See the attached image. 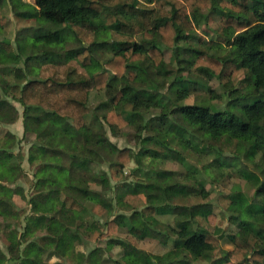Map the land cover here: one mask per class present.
Here are the masks:
<instances>
[{
    "label": "trees",
    "instance_id": "trees-1",
    "mask_svg": "<svg viewBox=\"0 0 264 264\" xmlns=\"http://www.w3.org/2000/svg\"><path fill=\"white\" fill-rule=\"evenodd\" d=\"M4 2L14 17L38 25L32 34L21 35L17 47L6 41L0 45L1 64H38L37 68L26 67L29 75L16 67L15 78L23 83L8 84L0 79L3 93L23 109L24 134L34 136L36 143L29 149L28 163L42 166L34 174L29 214L23 219L15 257L19 264H45L44 255L60 241L73 249L86 210L82 201L90 195L89 184L110 187L112 181H125L123 167L131 161V149L118 148L107 139L106 132L116 136L134 122L130 118L142 119L144 109L159 106L161 115L150 124H142L141 132L156 133L167 125L166 134L160 137L163 145L179 139L180 144L189 147L213 142L203 146L214 153L206 173L225 176L226 169L243 165L241 158L248 160L249 164L239 168L238 173L253 188V196L246 201L232 200L227 212L249 233L245 238L234 237L233 249L224 252L220 242L205 230L206 225L223 224L208 204L188 207V219L179 229L162 223L152 226L146 217L171 214L178 198L208 197L202 185L196 190L175 172L158 171L152 179L128 184L121 204L132 210L127 218L122 216L130 225V243L116 264L139 263L136 239L165 244L173 236L183 241L184 250L194 260L202 259L207 264H264V139L251 130L255 121H260L264 129V0H253L251 4L246 0H35L34 5L22 0ZM203 11L220 17L215 40L207 41L195 32L205 22ZM102 36L109 39L101 41L105 38ZM67 38L78 47L61 55L56 49ZM31 44L36 46V54L22 57ZM225 45L231 54L222 59L216 50ZM103 47L112 55L102 66L94 58V50ZM164 50L172 52L180 69L187 67L192 74L188 79L175 77L181 87L176 94L179 100L187 96L192 85L216 79L223 88L230 89L243 75L239 89L230 90L231 109L183 104L166 112L161 101L154 99L161 80L166 81L170 73ZM90 68L97 70L90 72ZM92 91H104L106 95V100L93 110L89 107ZM7 105L0 96V108ZM90 115L93 122L88 120ZM167 138L169 141H165ZM221 142L234 145L236 151L226 154L218 147ZM247 144L256 147V154L247 152ZM83 150L97 155L107 172L93 170L86 182L72 179L66 164L91 171L90 161L80 157ZM13 159L11 151L0 147V218L5 222L17 218L11 185L20 173V165ZM239 192L235 187L232 194ZM89 212L101 217L105 209L96 205ZM104 227L105 233L94 232L91 239L115 234L118 225L106 221ZM35 233L42 236L34 239ZM170 257L167 254L159 258V264ZM4 261L6 257L0 251V264Z\"/></svg>",
    "mask_w": 264,
    "mask_h": 264
},
{
    "label": "rangeland",
    "instance_id": "rangeland-1",
    "mask_svg": "<svg viewBox=\"0 0 264 264\" xmlns=\"http://www.w3.org/2000/svg\"><path fill=\"white\" fill-rule=\"evenodd\" d=\"M22 1L31 5H34L35 2V0ZM246 2L251 4L253 0H246ZM202 14L206 15L205 22L202 21L201 25L196 27L195 32L203 35L207 41L215 40V31L219 28L220 17L208 11H203ZM37 26L33 20H22L14 17L4 0L0 1V45L2 41H6L12 44L14 48L17 47V42L21 35L32 34V31L34 32ZM102 37L105 38L101 39V41L109 39L108 36ZM29 46L22 53V57L36 54V46L32 44ZM77 47L78 44L72 38H67L66 43L61 48L56 49V52L65 55L66 52ZM216 52L222 59L229 58L231 54L229 46L226 45L216 50ZM111 55L112 53L106 47L94 50V58L102 66ZM163 55L170 73L166 81L161 80L158 90L154 93V99L157 102L161 101V104L167 108L166 112L172 109L174 105L183 104L202 107L212 106L221 110L231 109L233 95L230 94V90L239 89L244 78L243 75H240L234 81L230 89L223 88L216 79L205 81L203 85H192L187 96L179 100L176 94L181 87L176 82L175 77L182 76L184 79H188L192 74L187 67L180 69L181 67L176 63L171 51L164 50ZM27 66L29 68H37L38 64L30 62L25 65L21 62L18 66H5L0 63V79L8 84L14 82L23 83V81L15 78V69L19 67L27 73ZM96 70L94 68L89 69L90 72H95ZM27 75L29 74L27 73ZM2 87L0 83V96L8 102V105L0 108V147L13 153V162L20 165V173L11 185L14 190L13 202L17 218L7 222L2 221L0 218V251L6 257V261L1 264H19L15 257L19 249V237L24 226L23 219L29 214L28 200L33 191L34 174L39 172L42 166L28 163L29 149L32 144L36 143L34 136L24 134L22 126L23 109L3 93ZM105 100L104 91H92L89 95L90 109L93 110L100 102ZM253 100H249L248 103ZM162 112L163 110L160 106L152 107L148 111L144 109L141 112L142 119L137 117L130 118L134 122L124 128L118 135L114 136L109 131L106 132L107 139L118 148L131 149V161L123 167L125 181L117 183L112 181L110 187H103L96 183L89 184L90 195L82 201L86 210L81 215L82 220L73 241V249H68L66 243L60 241L53 250H49L44 255L43 261L45 264H116L118 260L124 257L130 243L128 239L130 237L128 232L130 225L128 220L123 219L122 216L127 218L132 210L128 206L121 204L128 184L152 179L155 177L154 173L158 171L175 172L180 180L196 190H199V186L202 185L204 191L208 193V197L203 198L197 195L184 199L178 198L174 203L176 207L171 214L146 217L152 226L162 223L179 229L182 222L188 219V207L195 204H208L217 219L222 220L223 224L221 226L206 225L205 230L220 242L224 252L233 249L232 239L234 237H247L249 230L242 227L234 216L228 214L227 206L232 200L246 201L253 196V188L238 173L239 168L246 165V163L249 164L248 160L241 158L240 162L243 165L226 169L224 172L225 176L216 177V175L213 176L211 173H206L205 168L214 159V153L210 152L208 147L205 149L203 146H210L209 143L213 142L204 141L200 142L196 147H189L185 146V144H180L179 139L175 140L172 145H168V143L163 145L160 137L166 134L167 125L160 127L156 133L150 131L141 132L140 126L142 124H150ZM97 117H101V114L98 113ZM88 120H91L90 122L94 121L91 115ZM251 130L264 139V129L260 121L253 122ZM144 138H147L146 142H143ZM165 141H169V138ZM218 147L226 154L236 151L234 145H229L226 142H221ZM143 150L149 151V153L143 154ZM246 150L248 153L256 154L254 145L247 144ZM80 157L90 161L88 166L91 171L72 168L66 164L72 179L86 182L93 170L96 172L100 170L107 172V166L102 164L100 158L92 152L83 150L80 153ZM235 187H238L240 192L232 194ZM96 205L105 209V213L101 217H96L89 212ZM175 219L177 220L175 221ZM106 221L116 222L118 225L117 232L105 239L92 240L90 236L94 232H106L104 227ZM41 236L42 233H35L34 239H38ZM136 242L139 251L138 264H147L148 261L159 264V258L167 254H171V257L164 264H207L202 259H192L184 250L183 241L174 236L170 237L165 244L154 239H136Z\"/></svg>",
    "mask_w": 264,
    "mask_h": 264
},
{
    "label": "crops",
    "instance_id": "crops-1",
    "mask_svg": "<svg viewBox=\"0 0 264 264\" xmlns=\"http://www.w3.org/2000/svg\"><path fill=\"white\" fill-rule=\"evenodd\" d=\"M30 46H31V45H30ZM30 46H29V47H30ZM29 50H30V49H29Z\"/></svg>",
    "mask_w": 264,
    "mask_h": 264
}]
</instances>
